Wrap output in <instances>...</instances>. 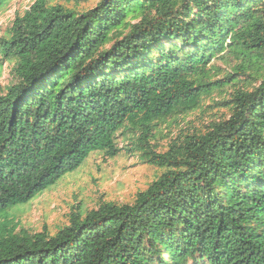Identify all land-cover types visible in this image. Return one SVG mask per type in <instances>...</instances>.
<instances>
[{
  "label": "trees",
  "instance_id": "obj_1",
  "mask_svg": "<svg viewBox=\"0 0 264 264\" xmlns=\"http://www.w3.org/2000/svg\"><path fill=\"white\" fill-rule=\"evenodd\" d=\"M89 1L37 0L0 38L18 79L0 86V217L117 156L121 131L162 173L53 236L0 232V264H264V0ZM228 54L247 77L230 116L157 151L159 121L231 83L208 69Z\"/></svg>",
  "mask_w": 264,
  "mask_h": 264
},
{
  "label": "rangeland",
  "instance_id": "obj_2",
  "mask_svg": "<svg viewBox=\"0 0 264 264\" xmlns=\"http://www.w3.org/2000/svg\"><path fill=\"white\" fill-rule=\"evenodd\" d=\"M36 1L7 0L0 6V38L12 26L15 17L23 15ZM98 2L90 0L81 3L78 9H92ZM57 3L64 4L62 1ZM238 65L240 61L231 54L219 56L212 61L208 68L210 80L232 76L231 83L206 96L199 109L159 121L153 131L155 138L151 140L157 151L165 152L173 141L194 132H206L212 123L230 116L228 107L223 103L229 99L235 87L246 84L247 78L237 71ZM14 67V61H8L0 54V86L3 89L17 83ZM258 84L254 82V85ZM132 135L124 131L118 133L117 145L121 151L117 156L109 158L103 153H93L78 170L65 175L30 203L9 210L5 216L0 217V232L14 229L15 233L25 231L33 235L46 230L53 236L69 225L72 213L85 215L104 203L132 204L138 193L145 191L162 173L157 167L143 162L140 152L128 151Z\"/></svg>",
  "mask_w": 264,
  "mask_h": 264
}]
</instances>
